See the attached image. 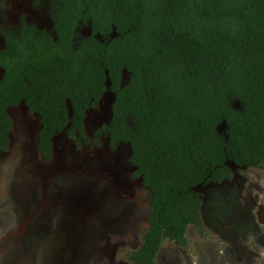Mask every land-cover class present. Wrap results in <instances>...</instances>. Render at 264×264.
Returning a JSON list of instances; mask_svg holds the SVG:
<instances>
[{
    "label": "trees",
    "instance_id": "16d2710c",
    "mask_svg": "<svg viewBox=\"0 0 264 264\" xmlns=\"http://www.w3.org/2000/svg\"><path fill=\"white\" fill-rule=\"evenodd\" d=\"M48 2L54 35L25 21L3 32L0 153L9 108L38 116L49 160L58 133L84 139L86 112L110 92L95 137L129 147L149 193V226L129 260L155 264L163 239L184 246L187 226L203 230L195 187L229 179L228 163L264 166V0ZM81 27L89 34L75 41Z\"/></svg>",
    "mask_w": 264,
    "mask_h": 264
},
{
    "label": "rangeland",
    "instance_id": "374dc122",
    "mask_svg": "<svg viewBox=\"0 0 264 264\" xmlns=\"http://www.w3.org/2000/svg\"><path fill=\"white\" fill-rule=\"evenodd\" d=\"M21 19L53 34L48 0H0V49L1 33L16 30ZM87 34L81 27L75 41ZM112 101L107 92L87 112L84 139L57 134L49 161L37 150L38 117L23 104L8 110L13 126L9 148L0 153V264H134L129 255L149 226V193L134 176L129 147L110 149L105 136L95 137L109 122ZM228 166L230 179L193 189L206 234L188 226L183 247L163 239L155 264H264V166Z\"/></svg>",
    "mask_w": 264,
    "mask_h": 264
},
{
    "label": "flooded vegetation",
    "instance_id": "af4514ba",
    "mask_svg": "<svg viewBox=\"0 0 264 264\" xmlns=\"http://www.w3.org/2000/svg\"><path fill=\"white\" fill-rule=\"evenodd\" d=\"M21 21H25L26 23H28V24H32V23H29V22H27L26 20H24V19H21L20 20V23H21ZM52 21V20H51ZM20 23H19V26H18V28L20 27ZM32 25H34L35 27H37L35 24H32ZM18 28L16 29V30H5V31H17L18 30ZM38 28V27H37ZM39 30H43V29H40V28H38ZM53 29V28H52ZM5 31H3V32H5ZM44 31H46V30H44ZM3 32L1 33V38H2V41H3ZM47 32V31H46ZM50 34V33H49ZM88 34H89V30H88ZM87 34V35H88ZM51 35H54V32H53V34H51ZM87 35H85V36H87ZM4 48V41H3V47L0 49V50H2ZM24 105V104H23ZM97 105V104H96ZM19 106V105H18ZM17 107V106H16ZM11 108H14V107H11ZM26 108V107H25ZM93 108V107H92ZM10 109V108H9ZM8 109V110H9ZM27 110V109H26ZM90 110V109H89ZM88 110V111H89ZM87 111V112H88ZM28 112V111H27ZM87 112H86V114H87ZM9 113V112H8ZM31 115V114H30ZM37 116V115H36ZM38 117V116H37ZM85 118H86V116H85ZM39 120V119H38ZM40 124V123H39ZM84 124H85V120H84ZM40 129V128H39ZM98 130V129H97ZM96 130V131H97ZM95 131V132H96ZM59 134V133H58ZM107 141H108V139H107ZM53 146H54V140H53ZM109 146V145H108ZM110 148V147H109ZM111 149V148H110ZM116 149V148H115ZM38 150V149H37ZM7 151V150H6ZM3 152H5V151H3ZM2 153V152H1ZM53 154H54V152H53ZM41 157V156H40ZM43 159V158H42ZM45 161H49V160H45ZM251 168H260V167H251ZM231 175H232V171H231ZM231 177V176H230ZM230 179V178H229ZM228 180V179H227ZM224 181H226V180H224ZM221 182H223V181H221ZM208 183V182H207ZM212 183V182H211ZM214 184H218V183H214ZM202 185V184H201ZM201 197V196H200ZM263 200H264V194H263ZM202 206V200H201V205H200V209H199V212H200V218H201V222H202V225H203V230L200 232L196 227H194L196 230H197V232H198V234L200 235V236H204L205 234H206V231H205V226H204V223H203V218H202V215H201V207ZM246 219H248L249 220V217H248V215H246ZM259 222L262 224V225H264V218H262V217H259ZM189 226H192V225H189ZM188 227V226H187ZM187 227H186V230H185V234H184V236H185V239H186V234H187ZM169 240V239H168ZM171 241V240H170ZM173 242H175V241H173ZM186 242H187V239H186ZM176 243V242H175ZM177 244V243H176ZM178 245V244H177ZM185 245H186V243H185ZM184 245V246H185ZM180 246V245H179ZM183 247V246H182ZM154 260H155V258H154Z\"/></svg>",
    "mask_w": 264,
    "mask_h": 264
},
{
    "label": "water",
    "instance_id": "95a60500",
    "mask_svg": "<svg viewBox=\"0 0 264 264\" xmlns=\"http://www.w3.org/2000/svg\"><path fill=\"white\" fill-rule=\"evenodd\" d=\"M106 93H107V92H106ZM106 93H105V94H106ZM105 94H104V95H105ZM112 102H113V101H112ZM110 116H111V108H110ZM109 120H110V119H109Z\"/></svg>",
    "mask_w": 264,
    "mask_h": 264
}]
</instances>
